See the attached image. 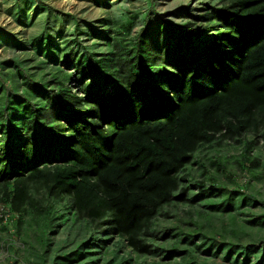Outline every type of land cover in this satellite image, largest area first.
Returning <instances> with one entry per match:
<instances>
[{"label": "trees", "instance_id": "trees-1", "mask_svg": "<svg viewBox=\"0 0 264 264\" xmlns=\"http://www.w3.org/2000/svg\"><path fill=\"white\" fill-rule=\"evenodd\" d=\"M34 2L27 0L32 9ZM152 12L140 17L136 35V17H125L103 32L73 20V34L61 36L69 22L52 13L30 42L0 30V48L29 46L74 69L56 68L50 79L19 62L0 63V205L18 216L14 224L0 214V235L11 227L20 235L27 220L40 231L46 256L57 230L89 234L51 264H126L120 247L152 255L160 216L170 207L193 209L210 196L222 200L223 213H235L246 200L257 202L247 187L219 184L200 155L235 142L243 173L259 160L250 158L255 144L248 137L264 130V0H221L194 26L156 22ZM23 16L18 22L32 28ZM220 160L218 171L236 185ZM105 253L114 259L106 261Z\"/></svg>", "mask_w": 264, "mask_h": 264}, {"label": "rangeland", "instance_id": "rangeland-1", "mask_svg": "<svg viewBox=\"0 0 264 264\" xmlns=\"http://www.w3.org/2000/svg\"><path fill=\"white\" fill-rule=\"evenodd\" d=\"M220 4L221 0H35L32 9L27 0H0V30L23 42H30L44 32L47 16L52 13L69 22L61 36L70 37L73 34V20L80 21L85 29L92 25L97 31L103 32L107 29V24H113L125 17H136L133 29V35H136L141 31L140 17H145L150 11H153L151 16L156 22L158 18L162 23L194 26L199 23L198 19L204 16L208 7ZM22 6L26 9L21 10ZM183 10H188L189 15ZM22 16L32 28L27 27L26 23L18 22ZM53 19L51 18L52 27L55 24ZM58 31L59 24L53 37L60 44L63 38L57 36ZM87 44L93 49L90 41ZM1 47L0 63H9L10 68L19 62L31 74L47 75L50 79L54 69L59 67L69 74L74 73L73 68L49 63L47 59L30 50L29 46L22 50L11 46ZM84 48L85 46L81 49L82 54ZM54 51L61 52V49L56 46ZM102 52L99 47L95 53ZM42 62H47L46 72L41 70ZM248 140L255 144L250 158L258 157L259 160L254 165L248 163L250 170L247 173H243L239 165L242 162V147L235 142H227L213 150H206L200 155V159L210 173L218 174L219 184L223 183L230 191H243L247 187L246 194L254 196L257 202L246 200L235 213H223L220 207L223 205L222 200L210 196H203L205 201H194L197 204H194L193 209L189 205L170 207L166 216H160L158 239L153 244L152 255L139 256L125 246H121L120 251L112 247L118 250V259H125L126 264H264V130L257 137L249 136ZM216 157L221 158L220 161L227 167L229 174L233 175L236 185L218 171ZM193 170L199 172L198 175L202 173L199 167L195 166ZM208 188L209 183L204 182V189ZM197 196L198 193L194 192L191 200L197 199ZM234 202L239 205V201ZM79 228L57 230L50 237L51 245L45 256L38 242L40 231L37 227L29 228L25 220L20 235L13 227L9 235H0V264H37L43 258H46V264H51L57 252L71 251L75 245L89 238V234H83ZM105 232L101 231L102 234ZM187 236H204L209 241L205 243L196 238L193 243ZM112 240L109 246L117 244L116 238ZM12 245L14 249L11 248ZM105 254L106 261L114 259L111 253Z\"/></svg>", "mask_w": 264, "mask_h": 264}, {"label": "clouds", "instance_id": "clouds-1", "mask_svg": "<svg viewBox=\"0 0 264 264\" xmlns=\"http://www.w3.org/2000/svg\"><path fill=\"white\" fill-rule=\"evenodd\" d=\"M0 214L2 216V218H4V221H5V218L7 216H16L15 214L11 213L9 208H4L3 206L0 205ZM17 222V220H15L13 223L15 224Z\"/></svg>", "mask_w": 264, "mask_h": 264}, {"label": "built area", "instance_id": "built-area-1", "mask_svg": "<svg viewBox=\"0 0 264 264\" xmlns=\"http://www.w3.org/2000/svg\"><path fill=\"white\" fill-rule=\"evenodd\" d=\"M18 216H7L6 218H5V222L7 223V221H11V223H13L15 220H17L16 218H17Z\"/></svg>", "mask_w": 264, "mask_h": 264}]
</instances>
